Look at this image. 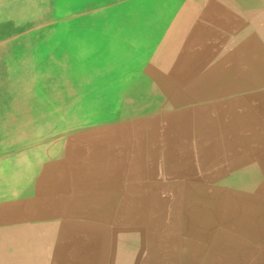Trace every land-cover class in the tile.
<instances>
[{"label":"rangeland","instance_id":"374dc122","mask_svg":"<svg viewBox=\"0 0 264 264\" xmlns=\"http://www.w3.org/2000/svg\"><path fill=\"white\" fill-rule=\"evenodd\" d=\"M22 1L26 6L18 8L0 0V47L28 43L26 56L44 62L72 32L94 33L95 26L107 31L115 24V11L119 21L131 13V26L145 25L132 28L142 32L133 41L141 45L157 35L142 54L159 65L166 92H155L146 110L134 115L122 116L121 107L102 115L140 121L135 127L146 135L130 156L125 129L108 144L102 141L110 147L102 158L113 157L105 164L116 174L112 200L102 199L100 209H86L85 215L74 200L65 249L53 251L78 255L0 256V264H264V220L256 216L264 209V0ZM125 2L131 3L120 7ZM107 4L114 8L94 14ZM163 10L169 11L168 23L153 25ZM71 19L76 22L68 24ZM45 75L39 69L34 81ZM33 94L37 102L49 97L42 89ZM12 98L19 97L6 94L0 101ZM58 130L57 124L44 132ZM250 169L257 176L244 180L250 187L242 194V175ZM69 186L78 194L76 178ZM225 204L240 208L231 215L222 209ZM241 205L258 208L255 216ZM202 207H210V216ZM242 220L255 228L247 236L235 227ZM226 229L235 242L225 243ZM190 233L196 239L189 241ZM195 242L204 248H195Z\"/></svg>","mask_w":264,"mask_h":264},{"label":"bare ground","instance_id":"6f19581e","mask_svg":"<svg viewBox=\"0 0 264 264\" xmlns=\"http://www.w3.org/2000/svg\"><path fill=\"white\" fill-rule=\"evenodd\" d=\"M159 1L161 2V0ZM10 3L13 6L17 4L18 8L26 6L23 1L20 3L19 0H11ZM130 3L125 2L120 7ZM120 7H116V9ZM113 8V4H107L99 11L95 10L94 14L98 13L99 15L105 10L110 11ZM114 15L115 24L109 30H100L99 32V29L104 27L95 26L97 28L93 29L97 31L94 33L87 30L83 33L72 32L69 34L68 40L59 45L55 51L53 50L44 62L41 59L26 56L30 51L28 43L6 44L4 47H0V97L6 94L19 97L12 98L10 101L4 99L0 101V203L14 200L20 194L24 196L31 185L27 182L17 181L16 178H21L23 173L36 169L35 165L38 163L43 164L47 160L60 159L64 151L63 142L69 138L68 136L89 130L100 123L116 121L114 117L103 119L102 115L115 114V111H118L120 107L122 116L142 112L146 110L151 95H154L155 92H166L159 65L149 62V58L142 54L146 51L145 49L151 47L157 35L149 36L140 45L133 41V38H139L138 35L142 32L132 28H142L145 25L131 26L129 23L134 15L131 13L121 17L120 21L117 19L116 11ZM167 16H169V11L166 10L164 14L163 10L159 16L160 19L156 18L152 24L156 26L167 24L169 21ZM73 22L76 21L71 19L68 24ZM122 27H129L124 36L119 35ZM73 28V26H69L67 29ZM238 39L242 40L243 38L238 37ZM39 69L40 71L43 69L46 75L42 81L38 79L34 81ZM40 89L49 92V97L41 102L40 100L34 101V99L37 100V97L33 92H38ZM139 92H144L142 98H138ZM126 112L129 114H123ZM57 124L59 127L57 133L44 132ZM82 126H84V130L81 131L78 128ZM40 135H42V139L37 141L34 136L39 137ZM250 170L245 173V177L242 176L240 185V190H243L242 194L247 192L250 187L249 184L243 185L244 180L255 179L257 176V173H251L254 170ZM256 172L261 173L260 171ZM258 197L260 202L261 196ZM241 207L249 210L250 217L255 216L254 209H258L251 205L249 207L241 205ZM233 208L238 209L240 206L225 204L222 207V209L231 212V215H233ZM202 210H204L202 211L203 215L210 216V207H202ZM256 216L259 222L264 220V209H261ZM248 222L242 220L234 226L244 231L247 236L249 232L246 231L253 228L252 226H250L251 229L246 228ZM229 236H231L232 242L236 241L234 235ZM193 237L191 234L189 241ZM194 246L199 249L204 248L202 244L198 245L196 242Z\"/></svg>","mask_w":264,"mask_h":264},{"label":"crops","instance_id":"0c3cea01","mask_svg":"<svg viewBox=\"0 0 264 264\" xmlns=\"http://www.w3.org/2000/svg\"><path fill=\"white\" fill-rule=\"evenodd\" d=\"M137 123L140 125V121L133 120L100 123L86 131H82L84 130L82 126L78 128L82 132L68 136L69 138L64 140L63 156L60 159L38 163L35 165L36 169L23 173L21 178L17 177V181L30 183L31 188L24 196L20 194L14 200L0 203V256L78 255L53 252L65 249L64 243L67 238L65 231L71 224L69 217L71 204L74 200L78 201L85 215L86 209H100L102 199L112 200L116 174L111 165L105 164L106 160L112 162L113 157L105 154L104 159L102 158L103 151L109 153L110 150L109 145H102V141L108 144L117 137V134L123 136L125 129L130 156L137 148L139 138L144 145L143 137L146 132L142 127L139 133V125L135 127ZM134 138L137 142L135 147ZM75 140L79 143L76 147ZM71 164L76 167V172L68 170ZM55 169L59 172H55ZM242 176L245 177V174ZM75 178L79 187L78 194H72L75 193V189L68 190L71 188L70 182H74ZM225 219L230 221L228 218ZM83 221L85 223V219ZM231 234L226 229L225 243L231 244L229 236Z\"/></svg>","mask_w":264,"mask_h":264}]
</instances>
